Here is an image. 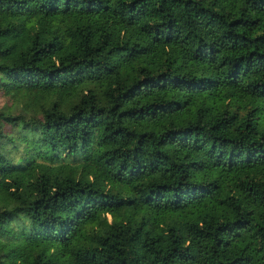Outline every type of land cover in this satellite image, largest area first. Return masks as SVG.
I'll return each instance as SVG.
<instances>
[{
  "label": "trees",
  "instance_id": "1",
  "mask_svg": "<svg viewBox=\"0 0 264 264\" xmlns=\"http://www.w3.org/2000/svg\"><path fill=\"white\" fill-rule=\"evenodd\" d=\"M0 91V264H264V0H0Z\"/></svg>",
  "mask_w": 264,
  "mask_h": 264
},
{
  "label": "rangeland",
  "instance_id": "2",
  "mask_svg": "<svg viewBox=\"0 0 264 264\" xmlns=\"http://www.w3.org/2000/svg\"><path fill=\"white\" fill-rule=\"evenodd\" d=\"M20 95H4L2 91H0V109H5L7 111L12 112L13 114H18L22 112L23 108L29 104L28 98L26 96ZM27 115V113L25 114ZM9 129V128H7ZM16 131V130H15ZM7 150L11 156V159L13 158L15 163L20 162L25 159V148L23 144H20L18 140H16L15 143H10L6 145ZM103 222L105 224H102L103 227H106V224H110L113 221V216L111 213H106L103 217ZM134 223H138L140 221V218H133L132 220ZM26 223L23 222V220H16L14 227L16 230L21 232L20 226H25Z\"/></svg>",
  "mask_w": 264,
  "mask_h": 264
}]
</instances>
